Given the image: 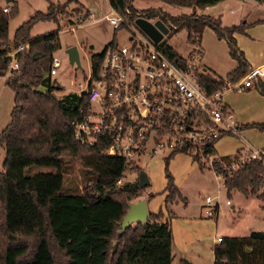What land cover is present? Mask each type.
Here are the masks:
<instances>
[{
    "label": "trees",
    "instance_id": "obj_1",
    "mask_svg": "<svg viewBox=\"0 0 264 264\" xmlns=\"http://www.w3.org/2000/svg\"><path fill=\"white\" fill-rule=\"evenodd\" d=\"M107 1L111 8L125 12L130 19L141 14L161 19L169 32L184 29L191 44L200 42L205 27L211 28L225 41L236 65L223 77L203 66L200 80L210 93L221 87L224 77L235 82L250 68L234 36L244 33L249 24L225 26L219 16L196 12V8L220 0H160L194 7L191 13L176 15L160 8H133V0ZM70 3L75 4V12L84 10L78 0L50 1L45 11L37 10L22 21L11 37L8 23L17 13V3L8 2V11L0 5V76H5L4 84L14 93L9 122L0 130V147L4 150L0 170V264H172V229L169 221L160 220V213H149L146 221L120 230L130 198L143 186L139 177L135 182L118 183L127 166L123 156L104 153L112 138L99 135L94 144L85 145L74 136L72 120L79 116L80 108L85 110L88 102L84 91L55 94L62 88L48 71L53 52L61 46L58 25L36 36L30 33L38 21L52 20L58 24V17ZM159 45L170 59L182 60L183 56L166 39L159 41ZM14 49L18 67L9 69L7 53ZM102 54L103 49L90 54L93 73L98 70ZM250 88L264 95V81L259 77L245 89ZM246 127L263 131L264 122L240 124L241 129ZM240 149L221 155L213 162L214 170L221 176L228 197L234 190L244 195L255 193L264 205V156L239 160L243 155ZM212 151L213 145L205 149V153ZM176 153L190 155L200 169L204 168L193 149L175 148L164 156L165 207L178 199L186 202L168 169L169 160ZM74 161L79 163L83 191L78 186H64ZM31 166L51 170L31 172ZM130 167L139 176L142 168L134 164ZM168 212L169 218L174 216V212ZM213 255V264H264V230L221 237L213 247Z\"/></svg>",
    "mask_w": 264,
    "mask_h": 264
},
{
    "label": "built area",
    "instance_id": "obj_2",
    "mask_svg": "<svg viewBox=\"0 0 264 264\" xmlns=\"http://www.w3.org/2000/svg\"><path fill=\"white\" fill-rule=\"evenodd\" d=\"M9 9L8 5L2 6L3 11ZM138 16L151 22L157 19ZM94 17L92 12L83 11L72 24L81 26L87 18ZM104 17L113 29H129L130 37L125 44L114 41L104 45L96 73L89 63L83 83L75 91H84L88 102L85 110L80 108L79 116L72 120L75 138L81 144L92 145L99 135L111 137L104 153L123 156L126 166H137L139 157L153 156L164 149L169 152L175 148L193 149L204 168L216 173L213 162L221 155L216 151L205 153L206 147L215 146L226 135L239 137L242 130L223 94L251 86L254 78L260 76V69L250 67L235 82L224 77L221 87L210 93L199 76L204 72L199 43L193 44L182 60L175 61L160 48L159 42H153L140 28L133 27L134 18L130 19L125 12L110 7ZM17 49L7 53L9 69L18 67ZM60 64L61 59L52 55L48 74L55 75ZM247 151L239 160L262 158L256 149ZM235 166L233 163L232 168ZM221 197L219 191L205 196L208 215L216 213ZM224 201L227 205L231 202L228 198ZM220 240L218 237L217 241Z\"/></svg>",
    "mask_w": 264,
    "mask_h": 264
},
{
    "label": "crops",
    "instance_id": "obj_3",
    "mask_svg": "<svg viewBox=\"0 0 264 264\" xmlns=\"http://www.w3.org/2000/svg\"><path fill=\"white\" fill-rule=\"evenodd\" d=\"M248 1L220 0L202 9L197 8L196 12L219 16L222 25L225 26L240 22L249 24L244 33H235L234 36L250 67L259 68L261 71L259 78L264 81V2ZM234 4L237 5L236 9L230 6ZM199 45L202 49V64L209 72L223 77L235 67L236 61L228 54L225 41L219 39L211 28L203 29ZM192 49L193 44L188 52ZM0 77V130H2L10 119L14 93L4 84L5 76ZM223 100L234 112L240 124L264 122V95L256 89L227 91L223 94ZM230 137L226 135L216 141L214 147L219 155L234 154L239 148L242 152L252 148L260 151L264 156V130L246 127L241 130V136ZM145 158L147 160L141 167L146 173L148 182L137 195L130 198L129 202L143 199L148 214L160 213L161 221H169L173 237L172 264H213V247L218 242V237L243 236L253 230H264V205L255 193L244 195L239 191L237 194L232 191L230 197L227 196L231 201L229 208L236 211L233 212L231 229L226 228L225 231L218 230L219 205L214 215H208L204 207L205 200L189 203L184 193L183 183L191 177L196 180L202 179L203 170L206 168L200 169L191 156L185 153L173 155L169 160L168 169L186 202L178 199L165 207L166 178L163 171V158L158 160H152L153 156ZM155 165L159 167L157 171L153 170ZM146 167H149L150 173L144 170ZM211 172L217 179L222 180L213 170ZM170 210L174 212L171 218L168 212Z\"/></svg>",
    "mask_w": 264,
    "mask_h": 264
},
{
    "label": "rangeland",
    "instance_id": "obj_4",
    "mask_svg": "<svg viewBox=\"0 0 264 264\" xmlns=\"http://www.w3.org/2000/svg\"><path fill=\"white\" fill-rule=\"evenodd\" d=\"M17 3V13L9 19L8 23V35L11 37L15 28L24 20H26L30 15L35 11H45L48 3L50 1L57 0H15ZM63 1V0H59ZM82 4L84 10L83 12L89 10L95 16L92 20L87 18L83 25L76 26L73 23L75 16L78 15L75 12V4L70 3L67 6V10L61 16L58 17V24L52 20H42L33 24L31 28V35L41 34L47 30H53L59 27L57 30L58 37L60 40V48L53 52V55H57L61 59V64L57 68V73L52 75L51 78L55 83L61 86V90L55 91L57 96H61L68 92H73L78 89V84L83 83V76L89 70L90 63V54L101 52L104 48V45L114 40L119 44L127 43L130 37V30L126 27H120L119 29H113L112 26L107 22L104 17V14L110 12V6L107 0H78ZM248 2H255L249 0ZM1 5L7 4L5 0H0ZM133 8L143 9V8H160L163 11H166L172 15L180 13H191L194 10V7L187 6H177L170 5L160 0H133L131 2ZM233 8H237V5H230ZM197 9V8H196ZM79 12V13H80ZM140 16H136L133 19V27L139 28L138 19ZM147 35V34H146ZM148 36V35H147ZM153 42L157 43L162 39H166L172 47H174L181 55H185L191 48V43L186 40V31L181 29L176 32H167L160 37L148 36ZM70 46H76L79 52L80 67H77L75 64H71L68 60L66 49ZM73 82V84L71 83ZM1 82V77H0ZM230 138H236L231 136ZM247 151L243 152L246 153ZM4 150L0 147V170H2V160H3ZM169 153L168 149L159 151L153 155L152 160H158L163 158ZM144 157H139L137 162L139 167L144 166V162L147 160ZM145 158V159H144ZM154 165V163H153ZM127 166L126 170L123 172L121 182H135L138 178V172ZM142 168V167H141ZM158 166L153 167L154 171L158 170ZM143 169V168H142ZM47 171L51 170L49 167L45 166H31L30 171ZM149 171V167L144 169ZM145 173V172H144ZM64 186L72 188L73 186H78L79 191H83L84 183L81 178L79 163L74 161L72 166L69 169V172L66 173V179ZM184 193L186 195L187 201L190 202H203L206 195H212L219 191L221 194V200L219 202V214H218V230L225 231L226 228H230L232 217L234 216V211L236 209L229 208V205L225 204L224 200L227 198L225 194V187L223 186V181L217 179L212 175L211 170L204 169L202 179L196 180L195 178H190L189 180L183 183ZM237 194V190H234ZM233 231V230H232Z\"/></svg>",
    "mask_w": 264,
    "mask_h": 264
},
{
    "label": "water",
    "instance_id": "obj_5",
    "mask_svg": "<svg viewBox=\"0 0 264 264\" xmlns=\"http://www.w3.org/2000/svg\"><path fill=\"white\" fill-rule=\"evenodd\" d=\"M7 3L13 0H5ZM139 28L148 36L160 37L169 31L168 26L161 20L155 19L153 22L144 17L138 19ZM68 60L71 64H75L80 67L79 52L76 46H70L66 49ZM139 184L145 186L148 182L146 173L141 171L139 173ZM148 218V212L146 210V203L143 199H138L136 202L129 203V208L121 221V231L127 226L136 223L144 222Z\"/></svg>",
    "mask_w": 264,
    "mask_h": 264
}]
</instances>
